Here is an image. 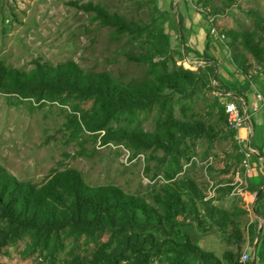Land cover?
<instances>
[{"label":"rangeland","instance_id":"rangeland-1","mask_svg":"<svg viewBox=\"0 0 264 264\" xmlns=\"http://www.w3.org/2000/svg\"><path fill=\"white\" fill-rule=\"evenodd\" d=\"M92 7L121 17L136 32L121 33L116 26L103 25ZM259 18L264 19V0H0L3 66L29 72L73 62L85 72L107 73L123 85H132L149 78L152 69L139 61V55L147 53L153 40L156 46L166 42V57L152 59L153 64L165 60L168 71L190 70L188 66H198L195 72L206 70L204 80L187 87L184 94H170L174 118L213 129L210 136L185 138L171 152L135 149L120 137L119 131L127 126L124 121L111 122L105 139V131L75 128L79 114L71 100L34 103L0 91V170L37 189L56 174L75 170L89 186H116L153 205L165 185L188 179L202 198L196 200L195 215L177 218V231L221 264H228L223 258L226 252H233L238 260L247 252L249 258L242 264H257L264 239V166L254 159L252 172L244 173L242 134L240 138L229 128L222 109L228 101L241 108L239 98L248 101L250 94L264 97V61H255L238 41L221 35L252 31ZM236 48L247 59L246 73L235 63ZM256 104L259 140L264 137V99ZM89 107L90 102L80 104L81 109ZM158 119L154 107L127 127L149 133ZM168 174H173L171 180ZM231 184L258 192L252 211L245 209L242 197L230 194ZM206 203L232 214L239 231L207 217ZM7 225L0 218V237L6 241L0 264H74L96 247L84 238L66 239L64 249L51 257L30 246L28 233L10 237ZM100 242L109 245V236L103 235ZM152 264L168 263L156 258Z\"/></svg>","mask_w":264,"mask_h":264},{"label":"trees","instance_id":"trees-1","mask_svg":"<svg viewBox=\"0 0 264 264\" xmlns=\"http://www.w3.org/2000/svg\"><path fill=\"white\" fill-rule=\"evenodd\" d=\"M91 10L103 25L116 26L121 33L136 32L121 17H113L99 7ZM222 35L232 42L238 41L255 61H264L263 18L256 20L252 31H224ZM153 42L147 53L139 55L140 62L151 66L150 77L136 84L123 85L107 73L85 72L73 62L36 67L29 72L0 64V91L34 103L71 100L79 114L74 120L75 128L90 133L105 131V139L111 122L124 121L128 126L142 112L155 107L159 119L154 131L144 133L126 126L119 131L120 137L135 149L157 147L171 152L185 138L210 136L213 132L212 127L197 121L176 120L170 95H182L187 87L203 81L206 70L168 71L165 60L153 64L151 60L165 58L168 49L166 42L159 46ZM234 53L235 63L246 73L249 68L246 57L237 48ZM87 102L90 107L81 109L80 104ZM173 174H168L167 180ZM197 191L188 179L169 183L153 205L116 186H89L75 170L56 174L38 189L19 183L0 170V218L8 224L10 237L28 233L30 246L51 257L64 249L66 239L92 241L96 247L90 256L77 258L74 264H152L156 258H165L168 264H221L212 253L202 251L185 233L177 231L178 217L197 212L196 200L202 198ZM204 209L207 217L221 226L239 231L240 225L232 220V214L210 203ZM103 235L109 236V245L100 242ZM5 242L0 237V249ZM223 258L228 264H242L233 252H226ZM256 261L264 264V239Z\"/></svg>","mask_w":264,"mask_h":264},{"label":"built area","instance_id":"built-area-1","mask_svg":"<svg viewBox=\"0 0 264 264\" xmlns=\"http://www.w3.org/2000/svg\"><path fill=\"white\" fill-rule=\"evenodd\" d=\"M214 32V29L212 30ZM221 37H224L221 35ZM204 65V64H203ZM190 71L197 70L198 66H188ZM189 70V69H188ZM258 97H260L258 95ZM243 101V106L239 108L234 101H228L224 104V113L226 115V122L230 129L235 131L240 135L242 134V150L243 159H242V168L244 173L249 174L252 170V162L256 158L262 160L257 149L252 147L251 139L253 136V124L251 115L245 109V103L242 98H239ZM128 152V151H127ZM129 155V153H128ZM232 188L230 191L231 195H239L242 197L244 207L248 211H252L254 204L256 202L258 193L255 191L249 190L246 186H239L236 184H231ZM254 255V253H253ZM249 258V253L242 252L239 258V262L243 263Z\"/></svg>","mask_w":264,"mask_h":264},{"label":"crops","instance_id":"crops-1","mask_svg":"<svg viewBox=\"0 0 264 264\" xmlns=\"http://www.w3.org/2000/svg\"><path fill=\"white\" fill-rule=\"evenodd\" d=\"M259 96L260 97H258L257 95H254V94H250V96H248V101L244 100L243 98L242 99L244 100V103H245V109L251 115V119H252V124H253V136H252V139H251L252 146L255 147V149H257L258 152H260L261 155H262L261 156L262 157L261 161L256 159V158H255V160L263 163L262 165L264 166V140H263L264 137L260 138L261 140L260 139L256 140V137H255V135H256L255 127H256V125H255L254 117L260 111V108L256 104V101L260 102V101H263V99H264V97H262L260 94H259ZM254 142L257 143L261 148H258L257 146H255ZM253 163H254V161H253ZM251 172H252V170L250 171V173Z\"/></svg>","mask_w":264,"mask_h":264}]
</instances>
